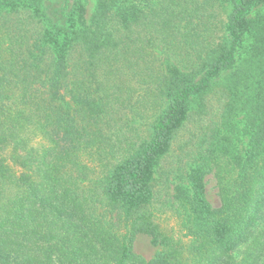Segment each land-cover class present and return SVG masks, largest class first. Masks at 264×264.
Returning <instances> with one entry per match:
<instances>
[{"label": "trees", "instance_id": "trees-1", "mask_svg": "<svg viewBox=\"0 0 264 264\" xmlns=\"http://www.w3.org/2000/svg\"><path fill=\"white\" fill-rule=\"evenodd\" d=\"M89 6L0 0V264H264V0ZM189 120L188 182L159 207L154 166Z\"/></svg>", "mask_w": 264, "mask_h": 264}, {"label": "rangeland", "instance_id": "rangeland-1", "mask_svg": "<svg viewBox=\"0 0 264 264\" xmlns=\"http://www.w3.org/2000/svg\"><path fill=\"white\" fill-rule=\"evenodd\" d=\"M94 6V0H90V6L89 10L91 11ZM259 6H256L251 9L250 15L258 14ZM261 10H264V6L261 8ZM226 14L224 13L223 17L225 18ZM237 123L234 124L231 127V131L227 132L229 134L228 137H231V140L234 142V145L238 147L240 150L245 148L249 136L243 132V127L241 125V122L239 120H242L241 116H237L234 119ZM194 123L192 121H188L187 124L179 131V134L177 138L174 140V143L172 145L171 150H169L154 166L153 171V182L155 184V188L159 189L161 188V191H159L157 196L156 205L160 207V202L164 200L165 197H169L170 194L174 192V187L177 184L184 183L187 184V174L189 172L190 162H186L187 160L183 161L184 164H180L178 161V158L182 157L185 158L183 153L181 154V150L179 147V144L182 143L183 140H186L187 138H190L193 135L194 131ZM141 131L143 133H146V125H143L140 127ZM244 133V134H243ZM184 143V142H183ZM4 149L2 145H0V156L2 153H4ZM188 158V157H187ZM183 167V171L179 173V175L171 174L169 175L170 184H168V187L165 188L162 184V176L160 172V169H177L179 166ZM206 181V193L207 198L211 202V204L215 207L220 206L221 201L218 194V187L216 184V179L213 173H208L205 177ZM156 215H158V220L161 222L162 226L167 228L168 230H173L175 233L181 234L180 230V221L176 215L172 213L171 208H167L164 206L162 209H160V212H156ZM134 250L141 256H143L146 259H150L155 256L156 253H158L161 248L160 246H155L151 242V237L144 233H139L136 236L135 242H134Z\"/></svg>", "mask_w": 264, "mask_h": 264}]
</instances>
